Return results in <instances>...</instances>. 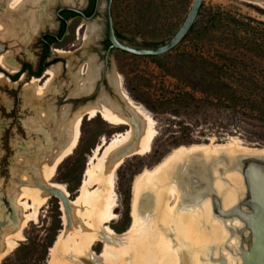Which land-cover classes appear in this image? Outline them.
Listing matches in <instances>:
<instances>
[{
    "label": "bare ground",
    "instance_id": "obj_1",
    "mask_svg": "<svg viewBox=\"0 0 264 264\" xmlns=\"http://www.w3.org/2000/svg\"><path fill=\"white\" fill-rule=\"evenodd\" d=\"M60 1L75 7L82 0ZM58 2L59 0H0V42H10L12 46L13 39L17 41L31 38L48 24L52 8ZM106 3V0H99L98 9L102 10ZM85 27L84 45L90 46L101 27L95 19L87 20L80 28ZM55 52L61 56L71 54L60 48L55 49ZM12 55L14 56L12 49L0 54V68L16 74L20 66L11 64ZM67 67L74 68L72 60H68ZM62 69L60 62L50 65L46 68L47 77L44 82L42 77L26 81L24 73L19 79L24 81L28 103H40L39 112L43 118L48 113L43 108L45 104L41 102L47 97L50 86ZM102 69L103 64L98 56L91 54L75 72L71 82L75 87L71 89L69 97L93 100L82 104L74 113L71 105L62 106L60 116L64 121L68 119L67 143L62 145L63 149L52 160H49L50 155L46 159L40 157L39 171L36 170L39 174L32 180L28 178L29 183H19L17 205L22 211V217L19 227L13 232L15 236L10 233L4 239L5 247L0 251V261L12 251L16 241L23 238V228L37 219L39 209L48 201L52 191L63 193L60 198L65 226L51 249L53 264H70L68 261H58L56 254L59 246H62L65 254L78 258L91 252V248L99 242L104 243V250L99 256L104 264H123L122 261H126L124 264H134V256L142 264H264V199L258 200L254 194L255 199L246 206L250 213L246 214L245 208L240 205L242 196L239 192H247L246 179L241 170L224 161L212 164V160L208 158L219 156L221 151H227L232 156L264 153L263 149L242 146L239 139L233 138L227 144L214 145L212 141V144L182 145L173 149L155 168L145 169L136 177L131 210L133 222L130 228L119 234L106 224L114 218L117 204L115 178L120 163L128 156L150 152L157 131L154 117L130 97L115 65L106 72L105 77L118 95L117 98L110 95L104 86L94 93ZM4 71L0 70V80L13 84L19 82L13 81ZM69 85L70 83L66 84ZM100 115L114 126L127 125L128 128L117 132L109 140L104 139L96 147L86 169L80 193L76 198L70 199L66 186L51 179L59 164L80 141L84 119ZM38 121L41 123L43 120ZM28 173L30 177V172ZM231 174L232 183L225 179ZM26 177L24 176V180ZM148 189L153 191L152 198L143 199L142 196ZM173 197L177 198L175 204L171 201ZM226 209L228 210L225 211ZM231 226L234 227L233 232L229 231ZM242 227L249 228L245 238L238 232V228ZM228 231L232 233L233 239ZM92 259L97 264L96 256Z\"/></svg>",
    "mask_w": 264,
    "mask_h": 264
},
{
    "label": "rangeland",
    "instance_id": "obj_2",
    "mask_svg": "<svg viewBox=\"0 0 264 264\" xmlns=\"http://www.w3.org/2000/svg\"><path fill=\"white\" fill-rule=\"evenodd\" d=\"M87 2L88 0H82L81 4L75 7L84 10ZM65 5L67 4L59 0L52 8L48 24L34 33L31 38L27 40L21 38L17 41L13 39L12 46L10 42H0L2 45H0V54L12 49L14 56L12 55L11 64L20 66V70L16 74H11L0 68L13 81H19L23 73L26 75V81L37 76L31 71H22V66L29 63L32 65L33 72L38 71L43 55L42 34L45 32L57 34L59 32L58 9ZM106 5L107 3L102 10L98 9L92 18L97 20L101 30L90 46L84 45V34L87 28L81 29L80 27L87 20L82 17L69 19L68 30L63 38L58 43L51 45L50 55L46 60L49 63L48 66L60 62L63 69L54 80V85L50 86L47 97L41 102L45 104L43 108L47 110V117L40 116L41 107L38 106L40 103H28L24 81L13 84L0 80V251L5 247V237L10 233L12 236L15 234L13 232H15V228L19 227L22 217V211L17 205L18 187L23 183H29L28 178L32 180L39 174L40 157L46 159L50 155L49 160H52L53 156L55 157L67 143L66 125L68 119L64 121L60 116L62 106L71 105L72 113H74L82 104L93 100L83 99L84 97H69L75 87V84H71L75 72L91 54H96L100 63L103 64L94 93L98 89L100 91L104 86L110 95L117 98L118 95L111 89L105 77L106 72L115 65L130 97L150 112L156 121L157 133L151 151L146 154L126 157L116 171L115 197L117 204L114 208L113 220L106 224L110 225L117 233L127 231L132 225L131 210L136 177L145 169L155 168L173 149L182 145L212 144V141L214 145L227 144L235 138L239 139L244 147L264 150V118L260 120L256 116L258 112H255V108H252L251 105L242 107L221 103L211 95L193 88L202 87L203 78L206 76L205 67L197 62L196 57L201 54L219 59L216 56L224 53L226 56L223 59L220 58L222 61L226 62L229 58H237V65L244 73L250 77L255 75L259 78L258 85L252 86L255 88L253 91L264 95V62L245 52L234 50L230 40L231 31L221 29L210 32L204 38L190 36L172 51L160 56L167 70L158 67L149 56L134 55L119 49L112 50L109 57L105 58L107 50ZM218 9L264 21V10L245 1L205 0L202 8L203 15L198 19L197 31L201 33L207 29L209 15ZM118 18L119 16H117ZM116 23L119 30L128 31V24L121 25L120 18ZM157 37L139 34L133 42L138 46H143L148 39L158 41L165 39L163 35L160 37L157 35ZM57 48L68 50L71 54L61 56L55 52ZM69 59L72 60L73 69L67 67ZM46 77L47 75H42V82L46 80ZM104 77L105 82L101 84ZM66 82L70 85L66 86ZM48 102L50 103L48 104ZM262 115L264 117V114ZM38 120L43 121L40 123ZM127 128V125L114 126L105 121L101 115L93 119H90L89 116L86 117L80 129V141L71 154L59 164L51 181L64 184L69 192L68 197L76 198L80 193L86 169L96 147L104 139L109 140L114 134L123 132ZM54 147L55 149H53ZM221 152L229 154L227 151ZM46 166L48 167L49 164ZM28 172H30V177ZM24 176H27L25 180ZM232 177L233 174L225 179L232 183ZM244 192L241 190L239 195L243 196ZM152 194L153 191L148 189L145 190L142 197L151 199ZM49 196L48 201L39 209L37 219L30 221L23 228V238L17 240L12 251L2 258L0 261L2 264H53L51 263V249L65 226L60 196L53 194L52 191ZM174 198L171 199L173 204L177 202V198ZM19 211L21 212L19 213ZM245 212L250 213L246 208ZM233 230L234 227L231 226L229 231L233 232ZM248 231L247 227L238 228V232L243 238ZM229 233L233 239L232 233ZM91 250L78 259L75 258V255L65 254L62 246H59L56 256L58 261H68L70 264H94L92 257L96 256V263L104 264V260L99 257L104 250V243L99 242ZM131 257L132 255L130 259ZM136 259L137 256H134V264H142ZM122 263L124 264L126 261H122Z\"/></svg>",
    "mask_w": 264,
    "mask_h": 264
},
{
    "label": "trees",
    "instance_id": "obj_3",
    "mask_svg": "<svg viewBox=\"0 0 264 264\" xmlns=\"http://www.w3.org/2000/svg\"><path fill=\"white\" fill-rule=\"evenodd\" d=\"M192 4V0H113L112 15L116 35L119 39L134 44L137 35H148L158 38L157 35L164 36L165 39H148L144 47H155L164 44L178 30L180 24L184 21L187 12ZM97 0H89V4L83 12H78L70 8L58 9L60 28L57 34L46 32L42 34L43 55L38 71H32V65L25 63L22 71L29 70L34 75H41L49 67L46 61L50 55L51 45L58 43L68 28V20L72 17L91 16L96 10ZM199 12V18L203 11ZM120 18L121 25L128 24V31L119 30L117 21ZM198 18V19H199ZM197 21L194 23L189 33L183 39L187 40L190 36H204L210 32L226 29L231 31V44L234 50L245 52L264 62V21L242 14H234L231 11L218 9L209 15L207 29L201 33L197 31ZM116 21V22H115ZM126 29V27H124ZM200 33V34H199ZM201 38V37H200ZM182 41V42H183ZM107 47L110 45L107 39ZM136 45V44H134ZM216 56L225 58V54ZM222 56V57H221ZM155 64L163 70H167L166 65L160 56H149ZM214 57L198 55L196 60L205 67L206 76L203 78L202 87H193L196 91L211 95L217 101L234 106H244L255 108L256 115L260 120L264 114V95L252 86L258 85L259 80L255 75L244 73L237 65V58H229L222 61ZM52 65V64H51ZM16 80V77H14ZM251 83V84H248ZM188 94V93H186ZM190 96V95H189ZM194 98V97H192ZM260 114V115H259ZM264 120V119H263Z\"/></svg>",
    "mask_w": 264,
    "mask_h": 264
},
{
    "label": "water",
    "instance_id": "obj_4",
    "mask_svg": "<svg viewBox=\"0 0 264 264\" xmlns=\"http://www.w3.org/2000/svg\"><path fill=\"white\" fill-rule=\"evenodd\" d=\"M112 1L113 0H107V5H106L107 38L110 42V46L105 51L106 58L109 57L110 52L114 49H119L130 54L142 55V56H161L172 51L183 41V39L189 33V30L192 28L194 23L199 18V12L205 0H192V4L189 8V11L187 12L186 17L184 18V21L182 22L178 30L164 44L155 47H144V46L134 45L127 41H123L117 37L116 30H114L115 27H114L113 15H112ZM242 1H245L249 4H252L264 10V0H242ZM98 3L99 0H97L96 10L94 14L91 16H85L84 19L90 20L94 18V16L98 11ZM62 8H70L80 13L82 12L81 8L71 7L67 5L61 7L60 9ZM44 72H46V69L43 71L41 75L36 77H42V75L45 74ZM208 158L209 160H212L211 161L212 164L213 163L215 164L219 161H224L231 166L235 165V167L241 170L242 174L245 176L247 183V192L243 194L241 198L242 200L240 202V205L243 208H246L247 203L249 201L255 199V197L253 196L254 194L257 195L256 199L258 200L264 199V153L262 152L241 153L232 156L231 154H224L221 152L219 156L216 157L210 156ZM53 194L63 197V193L61 192L60 193L54 192ZM257 205L259 206V204Z\"/></svg>",
    "mask_w": 264,
    "mask_h": 264
},
{
    "label": "flooded vegetation",
    "instance_id": "obj_5",
    "mask_svg": "<svg viewBox=\"0 0 264 264\" xmlns=\"http://www.w3.org/2000/svg\"><path fill=\"white\" fill-rule=\"evenodd\" d=\"M88 4H89V0H88V2H87V6H88ZM87 6H86V7H87ZM85 9H86V8H85ZM82 12H83V10H82ZM76 17H77V16H76ZM81 17L84 18L85 16H84V15H81ZM72 18H74V17H72ZM70 19H71V18H70ZM45 33H46V32H45ZM49 33H51V32H49ZM43 34H44V33H43ZM53 34H54V33H53ZM107 39H108V38H107ZM109 46H110V45H109ZM109 46H108V47H109ZM106 47H107V46H106ZM108 47H107V49H108ZM104 57H105V56H104ZM105 58H106V57H105ZM23 66H24V64H23ZM23 66H22V67H23ZM28 71H29V70H28ZM103 82H105L104 79H103Z\"/></svg>",
    "mask_w": 264,
    "mask_h": 264
}]
</instances>
